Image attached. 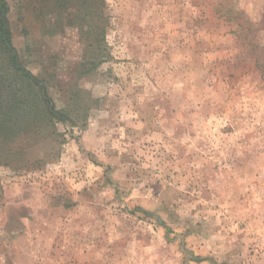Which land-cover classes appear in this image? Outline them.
I'll return each instance as SVG.
<instances>
[{
	"label": "rangeland",
	"instance_id": "1",
	"mask_svg": "<svg viewBox=\"0 0 264 264\" xmlns=\"http://www.w3.org/2000/svg\"><path fill=\"white\" fill-rule=\"evenodd\" d=\"M5 1L0 264H264V0Z\"/></svg>",
	"mask_w": 264,
	"mask_h": 264
},
{
	"label": "trees",
	"instance_id": "2",
	"mask_svg": "<svg viewBox=\"0 0 264 264\" xmlns=\"http://www.w3.org/2000/svg\"><path fill=\"white\" fill-rule=\"evenodd\" d=\"M9 12L8 4L5 0H0V43L4 51L8 54L9 66L13 74L27 85L31 92H36V101L38 114L36 117L40 124L52 128L56 121H65L68 119L63 111H57L48 94L46 83L35 77L21 63L18 53L12 43V33L10 31L9 20L7 18ZM39 103V105H38ZM14 144V142H12ZM13 150V149H12Z\"/></svg>",
	"mask_w": 264,
	"mask_h": 264
}]
</instances>
